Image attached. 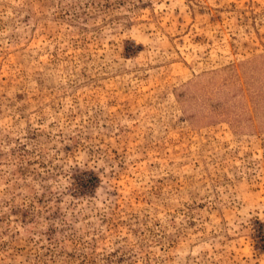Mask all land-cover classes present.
Listing matches in <instances>:
<instances>
[{
	"label": "rangeland",
	"instance_id": "1",
	"mask_svg": "<svg viewBox=\"0 0 264 264\" xmlns=\"http://www.w3.org/2000/svg\"><path fill=\"white\" fill-rule=\"evenodd\" d=\"M0 264H264V0H0Z\"/></svg>",
	"mask_w": 264,
	"mask_h": 264
}]
</instances>
